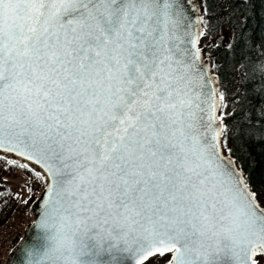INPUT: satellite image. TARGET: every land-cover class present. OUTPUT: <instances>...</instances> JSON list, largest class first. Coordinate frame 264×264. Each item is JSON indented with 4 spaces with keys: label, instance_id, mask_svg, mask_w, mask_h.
<instances>
[{
    "label": "snow or ice",
    "instance_id": "obj_1",
    "mask_svg": "<svg viewBox=\"0 0 264 264\" xmlns=\"http://www.w3.org/2000/svg\"><path fill=\"white\" fill-rule=\"evenodd\" d=\"M257 2L242 0L238 25L229 19L227 49L252 50L245 25ZM188 7L0 0V183L14 174L31 192L41 178L32 169L47 176L38 197L0 190L34 204L35 226L51 240L26 264H82L85 255L100 264L99 252L120 245L167 264H264V191L252 190L230 147L264 142V126L250 122L246 93L217 116L227 107L220 68L201 60L205 32ZM241 59L240 79L264 98V63Z\"/></svg>",
    "mask_w": 264,
    "mask_h": 264
},
{
    "label": "trees",
    "instance_id": "obj_2",
    "mask_svg": "<svg viewBox=\"0 0 264 264\" xmlns=\"http://www.w3.org/2000/svg\"><path fill=\"white\" fill-rule=\"evenodd\" d=\"M203 29L204 36H214L215 41L209 42L203 49L204 55L208 56L211 64L215 63L220 71L218 76L222 82L221 92L225 94L224 103L226 108L220 110V115L223 114L227 118L228 113L234 112V104L228 97H235L237 93H246V112L251 117V123L259 126H264V98L254 92V89L259 87V84L246 85L240 79V69L242 66V55L252 58L255 63H264V4L257 2L252 11L247 12L245 25L246 39L249 48L244 49V45L240 44L234 50H229L225 47L229 43L231 18L237 25L245 19L244 4L242 0H201ZM207 9V15H205ZM210 29V32H209ZM236 37H232L231 42H235ZM240 98L236 103H239ZM231 123V120H227ZM230 147H238L237 156H242L239 161L246 169V174L249 179L252 190L258 194L264 191V142H260L259 137L255 141L244 145H232ZM33 176L38 171L32 169ZM39 173V172H38ZM40 174V173H39ZM27 175V174H25ZM38 180L41 184L45 183L43 176L40 174ZM7 187L0 184V190ZM16 196L11 198H0V225L4 223L3 217L9 215V209L14 206ZM2 247V246H1Z\"/></svg>",
    "mask_w": 264,
    "mask_h": 264
},
{
    "label": "water",
    "instance_id": "obj_3",
    "mask_svg": "<svg viewBox=\"0 0 264 264\" xmlns=\"http://www.w3.org/2000/svg\"><path fill=\"white\" fill-rule=\"evenodd\" d=\"M190 2H191V7H188L187 11L192 16L195 17V22L198 25L197 30L203 31V26H202L203 16H202L201 2L200 0H190ZM202 39L203 37L201 38V42H202ZM201 60H208L209 61L208 67L209 69L212 68L210 58L205 57L202 50H201ZM220 91H221V87H220ZM219 111L220 109H217L216 114L218 117L220 116ZM35 168H38L42 172V174L46 177V180H47L46 172L40 166H36ZM34 206L35 205L33 204L32 211H33ZM261 207H264V206L261 205ZM33 218H34L33 221L27 225L20 241L11 249L8 255V258L6 260V264H9L10 258L11 260L15 261V264H22V262L26 264L28 259H35L37 253L42 254L51 245V240L48 239V237L40 229H38L35 226L36 217L34 216V214H33ZM21 241H24V244L27 245V250L22 251V255H21V252L17 250L18 247H22L20 246ZM92 243H93L92 241H89L90 246ZM93 251L95 252L96 250L93 249ZM166 254H171V253H166ZM155 255L158 256L159 254L156 253ZM18 256H21V262L16 260V257ZM90 258L91 257L89 255H85V256H82L80 259L82 261V264H85V262L88 261ZM97 259L100 262V264H109V262L113 259H115L118 262V264H135L136 260H139L140 264H144L149 259H151V257H148L147 259H145L143 256L136 257L133 255L132 252L124 251L123 245H120L119 250H114L111 252L109 251L99 252Z\"/></svg>",
    "mask_w": 264,
    "mask_h": 264
},
{
    "label": "rangeland",
    "instance_id": "obj_4",
    "mask_svg": "<svg viewBox=\"0 0 264 264\" xmlns=\"http://www.w3.org/2000/svg\"><path fill=\"white\" fill-rule=\"evenodd\" d=\"M216 37L212 36H206L203 38L201 46L204 47L209 42L215 41ZM264 205V203H262ZM20 218L22 220L19 221V223L16 225V228L10 224L6 226H1L0 228V242L4 244L3 248L0 250V264H5L7 260V256L9 253L10 247L15 243V240H13L18 234H22L25 228L24 223L27 222L26 218L23 216V214L20 215ZM8 232V233H6ZM9 238L10 240L7 241L6 239ZM165 257L170 259L171 254H166ZM167 264V260L164 258H161L159 260L157 259H149L144 264Z\"/></svg>",
    "mask_w": 264,
    "mask_h": 264
},
{
    "label": "built area",
    "instance_id": "obj_5",
    "mask_svg": "<svg viewBox=\"0 0 264 264\" xmlns=\"http://www.w3.org/2000/svg\"><path fill=\"white\" fill-rule=\"evenodd\" d=\"M9 179L12 180V182L9 183V184H10L11 186L15 187L16 189H19V188H17V185H16V183H15V176L12 175V176L9 177ZM19 190H21V189H19ZM21 192H23V194H24V196H25L26 189L23 190V191L21 190ZM25 217H27V218H30V217H31V211H30L29 209H27V210L25 211Z\"/></svg>",
    "mask_w": 264,
    "mask_h": 264
}]
</instances>
